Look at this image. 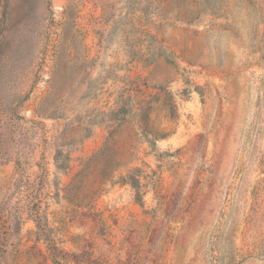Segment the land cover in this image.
<instances>
[{
	"label": "rangeland",
	"instance_id": "1",
	"mask_svg": "<svg viewBox=\"0 0 264 264\" xmlns=\"http://www.w3.org/2000/svg\"><path fill=\"white\" fill-rule=\"evenodd\" d=\"M0 264H264V0H0Z\"/></svg>",
	"mask_w": 264,
	"mask_h": 264
}]
</instances>
